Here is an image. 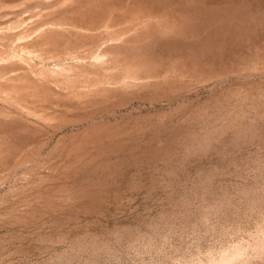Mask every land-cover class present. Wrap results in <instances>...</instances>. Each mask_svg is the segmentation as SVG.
<instances>
[{"label": "rangeland", "instance_id": "1", "mask_svg": "<svg viewBox=\"0 0 264 264\" xmlns=\"http://www.w3.org/2000/svg\"><path fill=\"white\" fill-rule=\"evenodd\" d=\"M0 264H264V0H0Z\"/></svg>", "mask_w": 264, "mask_h": 264}]
</instances>
